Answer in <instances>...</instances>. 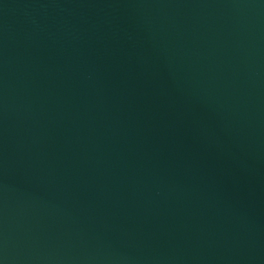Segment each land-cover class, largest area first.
I'll return each mask as SVG.
<instances>
[{
    "label": "water",
    "instance_id": "water-1",
    "mask_svg": "<svg viewBox=\"0 0 264 264\" xmlns=\"http://www.w3.org/2000/svg\"><path fill=\"white\" fill-rule=\"evenodd\" d=\"M0 264H264V0H0Z\"/></svg>",
    "mask_w": 264,
    "mask_h": 264
}]
</instances>
